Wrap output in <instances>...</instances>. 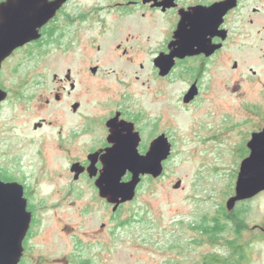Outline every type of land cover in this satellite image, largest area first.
Masks as SVG:
<instances>
[{"label":"flooded vegetation","instance_id":"1","mask_svg":"<svg viewBox=\"0 0 264 264\" xmlns=\"http://www.w3.org/2000/svg\"><path fill=\"white\" fill-rule=\"evenodd\" d=\"M58 1L55 16L40 29L41 38L17 49L0 72V88L7 93L0 117L14 103L28 112L39 103L53 113L9 127V140L13 136L23 145L10 140L0 149V180L22 188L31 217L20 264L50 261L37 241L49 242L54 234L60 244L62 208L84 197L106 212L101 229L107 239L117 237L130 222H120L121 214L153 177L142 176L135 200L120 206L102 197L98 182L107 164L146 160L161 137L172 148L164 176L177 148V129L166 121L169 108L188 113L206 104L209 114L220 118L194 127L198 143L217 156L230 143L233 158L239 148L246 149L240 169L253 147L258 160L264 148V0H47L49 5ZM54 49L64 50L67 70L55 74L50 87L39 71L8 86L6 65L20 59L17 74L26 61H44ZM48 91L49 96L42 94ZM213 133L215 140H208ZM31 162H41V169L34 170ZM132 179L127 171L122 181ZM261 194L229 210L235 187L218 219L233 216L237 205ZM91 208L80 209L81 226ZM56 219L59 227H50ZM81 226L71 236L72 253L64 257L69 264L76 254L81 264H91L83 257L87 241ZM190 228L197 232L199 224Z\"/></svg>","mask_w":264,"mask_h":264},{"label":"rangeland","instance_id":"2","mask_svg":"<svg viewBox=\"0 0 264 264\" xmlns=\"http://www.w3.org/2000/svg\"><path fill=\"white\" fill-rule=\"evenodd\" d=\"M19 62L20 59H15L11 65L4 68L3 77L9 87L18 83L27 72H30V78H35L36 71L40 72L39 76L42 73L46 75L50 87L53 76H63L67 70L62 49H54L44 61L40 58L26 61L16 74L14 72ZM149 77L146 72V78ZM42 94L49 96L50 91ZM164 104L167 109V103ZM204 106L192 108L188 113L172 108L167 111L168 125L177 129L175 158L166 164L163 177L156 180L146 179L144 190L121 214L120 222H130L126 227L119 228L117 237L107 239L106 231L101 229L103 222L107 221L106 212L99 205L89 201L90 197H84L77 201V204L62 208L61 218L65 217L61 223L65 233L60 244L54 234L51 240L46 238L49 242L37 241V244L48 252V256H52L46 264H69L64 257L68 258V254L72 253L74 239L71 236H74V231L81 226L80 209L87 205L92 208L84 216V225L80 231L86 233L87 241L83 257L91 264H223L224 260L233 261L236 257L240 262L237 264H264V192L245 204L244 207H248L244 216L245 229L234 246L229 242H235L238 236L230 230L233 225L229 223L227 232L223 235L224 239L219 241H213L201 231L196 232L190 228L191 224L202 226L203 220L218 216L221 206L227 208V201L234 196L242 154L246 151L239 148L237 158H233L230 143L222 148L220 156L215 154L216 150L206 153V149L198 143L194 127L201 128L212 121L218 123L220 117L211 116L207 110L208 106ZM29 109V112L25 111L21 105L14 103L10 111L7 110L1 115L0 149L10 145V140L17 147L23 145L20 139L13 136L9 140V133H6L9 127L24 126L25 120L35 123L53 114L47 107L42 110L39 103ZM55 125L57 126L58 122ZM215 137L214 133L206 135L208 140H215ZM34 158L33 161H39ZM55 163L57 161L52 165H57ZM29 165L34 167V170L42 167L41 162H31ZM242 206L243 204H239L235 209L238 210ZM59 223L56 219L50 227H59ZM66 236L69 247L65 246ZM237 250H240L239 253H236ZM77 260L76 254L70 264H81Z\"/></svg>","mask_w":264,"mask_h":264},{"label":"water","instance_id":"3","mask_svg":"<svg viewBox=\"0 0 264 264\" xmlns=\"http://www.w3.org/2000/svg\"><path fill=\"white\" fill-rule=\"evenodd\" d=\"M62 2L49 5L47 0H8L0 4V72L3 63L19 48L41 38L40 29L56 13ZM7 93L0 88V108ZM171 145L164 137L156 140L144 158H133L129 163L107 164L98 188L110 203L133 202L142 176L160 178L164 161L171 155ZM252 155L241 166L236 184V195L228 201L233 210L237 202L252 199L264 192V148L261 160L255 147ZM127 171L133 179L122 181ZM31 223L27 201L21 187L0 180V264H20L24 253L23 242Z\"/></svg>","mask_w":264,"mask_h":264},{"label":"trees","instance_id":"4","mask_svg":"<svg viewBox=\"0 0 264 264\" xmlns=\"http://www.w3.org/2000/svg\"><path fill=\"white\" fill-rule=\"evenodd\" d=\"M244 204L240 209L236 210L234 215L231 217H226L220 220L216 216L211 219L203 220V225L199 226V231L203 232L202 234H204V236L210 238L211 240L219 241L222 238L224 239L223 235L227 232V229L229 227V225L227 224L229 223L230 225H233L230 230L234 231V233L238 236L235 242H229V244L232 246L236 245L242 237V231L245 229V227L243 226L245 224L244 216L248 212V207H244ZM239 251L237 250L236 253H239ZM242 257H244L243 254ZM238 259L239 258L236 257L232 259L233 261L225 260L224 264L240 263Z\"/></svg>","mask_w":264,"mask_h":264}]
</instances>
